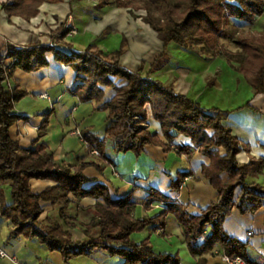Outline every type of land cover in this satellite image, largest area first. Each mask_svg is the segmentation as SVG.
Segmentation results:
<instances>
[{
  "label": "trees",
  "instance_id": "trees-1",
  "mask_svg": "<svg viewBox=\"0 0 264 264\" xmlns=\"http://www.w3.org/2000/svg\"><path fill=\"white\" fill-rule=\"evenodd\" d=\"M63 1L13 0L3 4V8L10 16L30 20L40 13L44 3ZM113 4L127 8L136 19L142 18L164 42V50L148 70L146 61L136 71L122 65L126 39L113 53L97 44L77 51L68 40L76 29L67 27V23L54 34L56 42L52 44L35 42L18 46L7 43L0 46V214L13 224L10 237L38 238L52 252H59L65 262L105 251L112 257L123 258V264H180V256L156 252L149 238L141 243L132 238L135 232L150 227L164 233L169 214H174L182 224L186 243L191 254L198 258V264H206L208 256L218 246L224 254L248 259V243L230 235L225 222L235 210L248 214L264 207V157L251 155L249 162H241L240 153L251 149L226 123L230 111L205 107L188 95L179 94L173 84L152 76L168 57V46L175 43L205 59L222 58L234 66L238 63L237 70L244 75L255 96L264 95V29L247 33L238 25H253L264 14V0H99L101 8ZM141 11L146 14H140ZM223 40L235 43L241 51H232ZM58 42L63 46L59 47ZM50 52L57 61L76 71L71 92L82 101L101 102L105 96L104 87L116 90L115 96L102 106L110 120L105 137L102 139L89 129L82 131V139L92 152L97 150L96 155L113 163L105 155L109 140L114 142L116 153L133 152L137 156L152 144L163 146L167 152L186 153L190 159L199 151L210 158V163L203 166V175L218 191V200L200 214H194L185 204L151 188L146 207L155 200L165 202L168 207L156 216L139 219L135 216V208L142 201L132 192L115 199L107 185L98 183L85 188L88 182L86 167L96 164L103 170L101 165L94 162H83L78 166L59 163L48 145L41 142L52 112L45 116L39 136L30 148H24L14 140L10 129L24 119L14 112L16 104L28 95V91L20 84L11 87L9 81L18 68L34 72L49 66ZM114 77L126 80V84L118 86ZM148 106L152 118L162 125L165 140L151 128ZM245 107L259 110L251 101L239 109ZM179 135L191 139L193 145H175ZM189 174L180 173L173 178L171 189L181 190ZM32 179L52 180L56 185L38 194L32 190ZM6 186L12 189L11 204L6 200ZM71 194L79 200L85 197L105 200L104 203L97 202L100 214L84 225L86 237L82 240H75L71 231L58 221H40L43 201L61 204L60 214L68 221L67 209L73 202ZM76 225L70 223L71 227Z\"/></svg>",
  "mask_w": 264,
  "mask_h": 264
},
{
  "label": "crops",
  "instance_id": "crops-1",
  "mask_svg": "<svg viewBox=\"0 0 264 264\" xmlns=\"http://www.w3.org/2000/svg\"><path fill=\"white\" fill-rule=\"evenodd\" d=\"M12 2L13 0H0V46L7 43L18 46L35 42L52 44L56 42L53 38L56 32L50 31L54 28L52 24L56 20H59L58 25L66 23L68 15L71 14L72 25L79 34L71 35L73 37H68V40L77 51L85 50L90 44H97L106 52L113 53L120 49L126 39L121 63L128 69L136 71L143 60H147L150 66L164 50V42L158 33L142 18L136 20L127 8L115 6L97 8L96 0L46 2L40 7V13L36 17L27 20L21 16H10L3 8V4ZM56 44L59 47L63 46L59 42ZM167 52L168 57L160 63L152 77L166 84H173L179 94L188 95L205 107H218L230 111L226 123L244 143L250 145L253 155L264 157V122L254 120L256 112L249 107L237 110L242 101L238 103L240 96L236 99L233 94L234 84L230 81L229 73L222 77V86L214 84V58L205 59L200 54L175 43L168 46ZM48 58L49 66L34 72L18 68L9 81L11 87L20 84L28 91V95L16 104L14 111L24 119L16 122L10 129L12 138L22 147L32 146L33 141L39 136L38 131L45 116L52 112L47 132L41 138V142L48 145L59 163L78 166L83 162H94L101 165L103 170L96 164H89L86 167L88 182L85 188H91L98 183L107 185L115 199L123 198L132 192L142 201L135 208L137 218L156 216L168 207L165 202L159 200L153 201L149 208L146 207L151 188L185 204L188 211L194 214H200L203 209L218 200V191L203 175V166L210 163V158L199 151L190 159L186 153L178 154L176 150L167 152L163 146L152 144L146 147L141 156H137L133 152L116 153L114 142L109 140L105 155L113 163L92 152L90 146L82 139V131L89 129L100 138L105 137L110 120L108 112L103 110L102 106L115 96L116 90L104 87L105 96L101 102L96 100L84 102L71 92L76 71L71 66L57 61L52 52L48 53ZM114 82L118 86L126 84V80L119 77H114ZM247 88L255 97L253 88L251 86ZM149 108L151 109L148 106ZM150 126L165 140L162 125L152 116ZM174 144L193 145L191 139L184 135H179ZM243 155L244 151L240 153V156ZM186 172L190 174L185 177L181 190L173 191L172 179ZM54 185L56 182L52 180H31L32 190L38 194ZM70 198L73 202L67 209L70 217L68 221L60 214L61 204L54 205L45 201L41 202L44 212L40 221H58L71 231L75 240H82L86 237L83 232L84 225L100 214L96 208L97 202L104 203L105 200L95 197L79 200L73 194ZM6 200L8 204L13 203L10 186H6ZM72 222L77 225L71 227ZM12 225L11 221L0 214V250L6 252L5 256H0V264L124 263L123 258L112 257L105 251L65 262L59 252H52L38 238L27 239L24 236L11 238ZM225 228L230 235L248 243L247 258L250 261L264 264V207L256 213L248 214L235 210L226 220ZM251 232L253 234H250ZM132 238L138 243L149 238L156 252L178 255L180 264H198V258L191 254L186 243L182 224L174 214H169L164 233L161 229L150 227L142 232H135ZM223 255L221 247H216L214 253L208 256L206 264H225Z\"/></svg>",
  "mask_w": 264,
  "mask_h": 264
},
{
  "label": "rangeland",
  "instance_id": "rangeland-1",
  "mask_svg": "<svg viewBox=\"0 0 264 264\" xmlns=\"http://www.w3.org/2000/svg\"><path fill=\"white\" fill-rule=\"evenodd\" d=\"M96 1H98L97 2V8H101V7H99V0H96ZM110 6L117 7L115 4L110 5ZM139 13L142 14V15L146 14L145 11H141ZM72 21L73 20H72L71 14H69L68 15V19H66L67 27L73 26L72 25L73 24ZM258 21H259V18L253 25H250V24H238L239 25V29L242 30V32L244 31V32H247V33L248 32H261V31H263L264 27L259 28L257 26L258 25ZM58 22H59V20H56L52 24L54 26V28L50 30L51 33L52 32H56L57 33L59 31V29L61 28L62 24L58 25L57 24ZM69 22L71 23V25H68ZM141 30H142V28H140V31ZM76 33L79 34V31H77ZM69 37H73V36L69 35ZM223 42L232 51L237 52V53H239L241 51V49L235 43L231 42L230 40H223ZM143 61L147 62V60H143ZM143 61H142V63H143ZM238 65L239 64L237 63L236 66H234L233 64L229 63L226 60L223 61V60H219L218 58H214V84L217 83L218 85L222 86V83H221L222 77H224V75H226V73H229V75L231 76L230 77V81H233V84H234L233 85V89H234L233 90V94L235 95L236 99H237V97L240 96L239 97L240 99L237 100L238 103H240L242 101V103L239 104L240 106H238L237 110H239V107H241V106H243L246 103L251 101L253 103V105H255L257 108H259L258 111H255L256 112V116H254V120L257 119L260 123H263L264 122V95L255 96V97H253V95H251L250 90L247 88V86L250 87V85L245 81L244 75H242L237 70ZM149 68H150V66L148 65V62H147V68L146 69L148 70ZM245 85H247L246 88H245ZM252 91H253V89H252ZM248 96L250 98H248ZM149 112H150V117H151L152 113H151V109L150 108H149ZM228 118L229 117L227 116L226 121L229 120ZM250 149H251V147H250ZM251 155H253L252 154V150H250V151L244 150V155L243 156L239 155V159H240L241 162H249ZM254 156H256V155H254ZM257 158H260V157H257Z\"/></svg>",
  "mask_w": 264,
  "mask_h": 264
},
{
  "label": "built area",
  "instance_id": "built-area-1",
  "mask_svg": "<svg viewBox=\"0 0 264 264\" xmlns=\"http://www.w3.org/2000/svg\"><path fill=\"white\" fill-rule=\"evenodd\" d=\"M77 31H73L70 35H75L77 34L76 33ZM94 153L95 154H98V151L97 150H94ZM250 234H253V232H251ZM6 255V252L5 250H0V256H5ZM223 261L225 264H256L255 262H252L246 258H244L243 256H230V255H227V254H224L223 255Z\"/></svg>",
  "mask_w": 264,
  "mask_h": 264
},
{
  "label": "bare ground",
  "instance_id": "bare-ground-1",
  "mask_svg": "<svg viewBox=\"0 0 264 264\" xmlns=\"http://www.w3.org/2000/svg\"><path fill=\"white\" fill-rule=\"evenodd\" d=\"M259 28L264 27V15H262V17L259 19L258 21V25Z\"/></svg>",
  "mask_w": 264,
  "mask_h": 264
}]
</instances>
